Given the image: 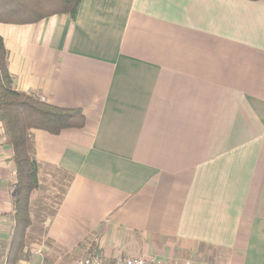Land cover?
<instances>
[{
  "label": "crops",
  "instance_id": "crops-1",
  "mask_svg": "<svg viewBox=\"0 0 264 264\" xmlns=\"http://www.w3.org/2000/svg\"><path fill=\"white\" fill-rule=\"evenodd\" d=\"M0 35L16 89L86 116L34 131L25 263L95 246L107 260L264 264V0H80L73 19ZM45 180L65 183L51 209L35 201ZM14 193L0 126V264Z\"/></svg>",
  "mask_w": 264,
  "mask_h": 264
},
{
  "label": "trees",
  "instance_id": "trees-1",
  "mask_svg": "<svg viewBox=\"0 0 264 264\" xmlns=\"http://www.w3.org/2000/svg\"><path fill=\"white\" fill-rule=\"evenodd\" d=\"M80 0H0V23L31 24L56 14L74 18ZM86 116L79 108H64L44 101L35 92L16 89L9 70V53L0 35V126L3 143L11 148L15 166L13 227L2 264L26 258V231L31 225L29 202L39 188L34 131L58 135L68 128H82ZM90 252L100 253L95 246ZM101 254V253H100Z\"/></svg>",
  "mask_w": 264,
  "mask_h": 264
},
{
  "label": "built area",
  "instance_id": "built-area-1",
  "mask_svg": "<svg viewBox=\"0 0 264 264\" xmlns=\"http://www.w3.org/2000/svg\"><path fill=\"white\" fill-rule=\"evenodd\" d=\"M16 264H27L19 260ZM73 264H175L169 261H162L154 256H119L112 260L105 259L100 253H89L79 256Z\"/></svg>",
  "mask_w": 264,
  "mask_h": 264
},
{
  "label": "rangeland",
  "instance_id": "rangeland-1",
  "mask_svg": "<svg viewBox=\"0 0 264 264\" xmlns=\"http://www.w3.org/2000/svg\"><path fill=\"white\" fill-rule=\"evenodd\" d=\"M51 175H53V173ZM52 185L55 186L52 183V180H50V181L45 180V181H43L40 189L37 190L36 193L34 194L35 195V201L36 200L38 201V199H40L41 201H45L46 202L45 205L47 206L48 209L55 207V204L59 200V196L63 191L65 183L64 182L61 183V185L63 186L61 188H57V185H56V187L53 188ZM45 197H48V199H45ZM89 250H90V248L87 250L86 253H83L82 255H86V254L91 253ZM82 255H80V256H82Z\"/></svg>",
  "mask_w": 264,
  "mask_h": 264
}]
</instances>
